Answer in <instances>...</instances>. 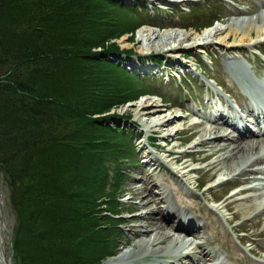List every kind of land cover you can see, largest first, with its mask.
Returning a JSON list of instances; mask_svg holds the SVG:
<instances>
[{
  "label": "trees",
  "instance_id": "obj_1",
  "mask_svg": "<svg viewBox=\"0 0 264 264\" xmlns=\"http://www.w3.org/2000/svg\"><path fill=\"white\" fill-rule=\"evenodd\" d=\"M95 1L110 18H97L90 0H0V172L19 264H96L95 242L115 237L98 216L115 199L101 169L111 129L93 116L127 96L110 68L95 69L94 49L118 51L105 43L118 36L110 11L122 7Z\"/></svg>",
  "mask_w": 264,
  "mask_h": 264
},
{
  "label": "rangeland",
  "instance_id": "obj_2",
  "mask_svg": "<svg viewBox=\"0 0 264 264\" xmlns=\"http://www.w3.org/2000/svg\"><path fill=\"white\" fill-rule=\"evenodd\" d=\"M90 1L98 4L92 6V11L96 13L97 18H110L109 13L103 12V10H106V8H104L102 4L95 0ZM110 2L113 3L115 8L121 6L122 9L121 11H110L112 13V16L116 19L114 31H118V36H116L117 38L113 37L115 39L107 41L105 43V46H111L112 44H114L118 51L100 52L101 50H99V48L94 49V51H97V54L99 56V60H97L94 65L96 66V70H106L110 68L109 70H106V72L108 74L110 72V74L112 75L111 79L119 86L117 89H123L125 92L124 95L127 97H115V100H118L119 102L118 106L108 109V111L103 114H96L93 117L96 120L102 119L100 122H102L103 125L105 123H108V127L111 129V137H108V139L105 141L108 150L104 151L105 162L103 161L101 169H103L105 173H107V176L110 172L109 168L113 170L116 169V177L119 178V183L116 186L112 185L114 182L113 179H111L110 177L106 179L108 187H106L105 193L109 192L111 194V198L116 197L117 193L118 195H120L113 201L107 200L105 205L101 206L100 210L102 212L98 214V216H100L99 221L103 223L104 221H108L114 228L119 227L120 224L121 226L119 229L120 232L115 228V243H113L109 239V235H106L107 232H104L102 234V236H108V240L104 241L103 244H101L102 240L98 241V244L97 242H95L97 246L92 243V245L98 248L97 254L92 253L91 256L96 255V264H114L113 260L119 258L123 254L128 255V251L131 245L134 242L138 241V239L133 236V234L138 229L137 227L139 225L148 226V223L142 220L140 218V215H142L145 211L149 209L153 210L156 207L154 204H149L142 209L138 208L140 210H133L132 208L136 207L142 202L140 197L134 196V193L138 192V190H142L143 185H141L140 182L141 180H145V182L148 181V184L151 187L150 193L152 195L158 194L160 192L159 189H162L169 195V206L171 208H176L185 211V213H188L189 215H194L199 223L204 226L202 232L207 233V235L202 237V240L204 241V243L209 244V248H211V250L215 254L222 253L223 256H225V253L223 252V246H225L228 248L230 247L231 251L233 250V254L235 256V259L237 260L243 259L247 262L256 261L254 258H252V256L249 255L247 246L243 248L239 245V243L237 242L239 236L237 234L235 235L229 229V226L223 219L219 220L216 216V223L219 230L218 237L213 236L216 232L215 225L208 226V220L204 219L206 217L204 216L203 211L209 212L210 209L207 206H213L211 204V198H223L221 201H226L228 196L233 192H227L223 185L215 188H208L207 186H209V183H207V185L201 192H197L195 190L197 184L202 185V183L208 182H203L205 181V178L207 176H213L212 179L209 180L210 182L218 178L217 174L215 173L216 169L209 170V168L207 167L210 163L213 162V160H217L218 156H220L221 153L217 154L216 156H210L205 159L197 160V162H193V168L201 170L200 172L196 171L191 173L189 176L182 178L184 182H187V187L193 191L192 195H185V193L180 189L185 186L183 185L184 183H179L173 175L172 179H169V176L164 175L170 174L169 170H160L156 166L147 164V159L144 158L147 151L146 147H148L147 140H150V137H154L152 139V145L155 148H164H160V150H157L155 148L148 149L159 156L162 160H164L168 166H170L171 168H175L176 165H174L172 161L170 162V160L166 158L165 152L168 150L189 151L192 148L188 147L191 143L198 140L199 136H193L190 135L189 132L184 131L175 136L171 142L163 143L159 138H157V136H161V132H159V130L156 131L157 133L155 134L154 129H149L146 131V133L142 132V125L138 121V116L135 115V113L131 110L132 108L130 105L141 99L153 98L166 112H178L179 110H176V108L169 109L170 104L167 103L169 98L172 102L175 101L176 105L187 108V111L194 110L204 112V104L209 99L208 93L210 92V89H207L208 81H202V78H193L194 74L192 75L191 73L189 76L187 75V73H189L190 71H195L193 70L195 68V65H199L203 69H206L207 72L214 73L219 77V80L222 83L227 82L232 87L234 85V83L229 80L230 78H228L225 74V52L217 47H212L208 50V52L210 51L211 53L209 57H207L205 54L198 56L197 52L193 50L181 52V54L178 56L179 60L185 61L187 68H181L178 70L183 71L185 76L183 77L180 75L177 78L178 80L174 82L172 80L171 83L166 86L160 77H162L161 75H163V78H166L170 77L173 74H176L174 70H172L171 73L169 72V70L173 69L171 68L172 64L166 61V56L162 55V53L159 51L152 52L148 50H142L141 52H139V48L142 47V43L139 41L140 39L138 37V31L145 28H152L154 30L163 31L165 29H169L168 25L170 27H184L187 25V23L192 24L193 26H198L201 24L202 27L207 23L214 21V19H218L219 22L213 24L212 27L219 25L225 27L227 24L231 23V19H228L227 17L231 12L234 14H240L241 12L243 14L246 13L248 17L253 18L257 15H260L261 11H263V9L260 8L262 6L261 0H233L234 4H230L231 2L229 4H226L222 2V0H201L198 3L190 2L185 5L166 4L164 5L165 9H167L165 12L162 10L157 13L155 12V14H153V9H156V7L154 4L148 2V0H112ZM186 7H195V14H197V17H194L193 14H191L192 16L189 14H180L183 9L187 10ZM161 16H169V18H166L168 22L164 26L167 28H160V26H162L160 22L164 21L163 19H160ZM177 20H179L182 24L174 25ZM201 27L195 28L193 30H191L190 28H185V31H194L195 34H200L203 31ZM98 29L101 32H105L103 34V37H105V40H108L107 37L110 34V30L106 31L101 26L98 27ZM131 29L137 30L133 32V34L125 33L126 31ZM232 41L233 37H230V42ZM260 49L262 52H264V46L260 47ZM120 54L122 55L120 56ZM247 54L249 57L250 55H252L249 52H247ZM155 55L158 59L162 57L163 60L160 59L159 70L152 65L154 67V71H152L151 69H149L152 66H150V64H145V61L149 57L154 58ZM257 60L263 63V59H261L260 57H257L255 59V61ZM134 66H139L140 68L143 67L145 71L148 69L149 71L147 72L150 75L148 74L143 76L142 73H146L145 71H140L141 73L139 72L138 75V72L132 71L131 69ZM136 75L140 76V78L147 77L145 78V81H143L145 86L147 88H149L148 86H151L153 89H155L158 92L157 95H161L163 99H166V103L159 101L160 99L157 97L154 98L151 96H144L146 89L142 85H140L139 79ZM181 84L184 86V89L181 87ZM229 85H226L225 87ZM110 91V89L101 90L102 94H109ZM163 93H165L166 95H163ZM135 95L136 98L132 99L131 97ZM197 98H199V102H197ZM178 114L182 117L184 116V112L179 111ZM192 121V117L186 119L185 121H182L183 123H181L180 128H187L192 123ZM172 134H174V132ZM98 138L99 135L97 139ZM176 139H178V141ZM183 143H186L187 146L182 145ZM220 146H222V143L218 144L216 142L215 144H213V147ZM211 148L212 145H202L197 147L196 150H199L203 155H206L209 153ZM118 159L120 161V164L116 165L115 162ZM188 159L189 158H184L183 161L191 163ZM221 167L222 166L220 164L219 168ZM260 167L261 166H257L253 169L255 170ZM120 169H125L126 174L124 175L121 172L117 171ZM202 169L205 171V174L202 172ZM189 178L190 180H188ZM153 184H157V188L153 187ZM220 195H222V197ZM252 195L254 194L251 192L238 197L235 201L230 200L235 204L232 203L233 207L231 208L229 215L225 213L220 204L217 206L221 209L218 210L220 211L219 214L221 216L225 214V218H230L231 214L237 213L240 218H242L238 221H242L243 225L246 224L247 230L250 231L253 236L258 234L263 229L262 227L264 226V221L260 226H257L256 228H252L251 222L257 219V217L259 216H262L264 218V212L256 214V216L251 215L252 213L246 216L245 209L261 201L260 199H251L249 201L241 200L245 197L249 198ZM157 198L158 200L161 199L160 197ZM165 205L166 204L161 203L159 208L163 209ZM184 206H188L189 208L186 210ZM199 208H201L202 211H200ZM105 209L110 210L113 214L120 215L109 216L110 213H107ZM240 214H242L243 217H241ZM134 217H137V219H135ZM256 221L253 223V226H256ZM13 227L14 215L8 197L7 188L5 186V180L2 173L0 172V257L3 260V264H19L13 256ZM167 230L170 231V227H168ZM202 232L200 236H202ZM151 234L152 233H150V235ZM99 238L103 239V237ZM262 245H264V241L262 242ZM105 247L109 250L113 249V254H105ZM180 250H182L183 253L187 252L186 247H181ZM231 251L230 254L232 253ZM174 252L178 254L182 253L179 252V250H174ZM155 254L157 253L152 252L151 254H143L145 255L143 257H156ZM99 260L101 261L100 263ZM132 262L133 261H129L123 264H135L136 261H134L133 263Z\"/></svg>",
  "mask_w": 264,
  "mask_h": 264
},
{
  "label": "bare ground",
  "instance_id": "obj_3",
  "mask_svg": "<svg viewBox=\"0 0 264 264\" xmlns=\"http://www.w3.org/2000/svg\"><path fill=\"white\" fill-rule=\"evenodd\" d=\"M150 2H167L170 0H149ZM184 4L190 2V0H182ZM260 15L256 17H244L238 16L233 19L231 23L227 24L225 27L222 25L213 26L203 30L200 34H195L194 31H183L178 28H170L163 31L154 30L152 28H145L138 31L139 41L142 43V47L139 48V52L142 50L148 51H159L162 54H167L168 57H173L170 62L175 66L183 67L185 64L178 60V56L184 51H197L204 52L207 54L206 50L217 47L228 53L230 56L226 58L229 60L230 64L234 68L235 74H247L248 68L246 63H241L236 57L234 52L241 50H255L261 41H264V4L261 7ZM230 37H233V41L230 42ZM257 52L258 49L256 50ZM245 82V88L249 91L251 97L258 103H263L264 101V78L257 79L253 81L252 79L242 80ZM236 98L235 93L232 94ZM237 105L242 113L250 112L251 108L249 102L242 97H238ZM131 110L138 116V121L142 125L143 132L154 129V131L161 132L160 140L163 143H169L173 140L175 136L179 133L182 121L188 118V115L181 116L178 112H166L162 107L159 106L158 102L151 99H141L134 104L130 105ZM128 106V107H130ZM127 107V108H128ZM206 114V112H205ZM204 115V119L208 124H213L218 122L221 118L209 117V114ZM198 128V129H197ZM219 127L208 128L207 126L200 124L199 126L190 125L187 129L190 135L199 136L198 140L191 143L188 148H197L202 145H212L211 150L208 154L203 155L201 151H197L191 154L188 159L191 163L183 161V156L186 152L172 151L168 150L165 152L166 158L172 161L176 167L174 168L177 174V179H181L189 176L192 173L193 162L201 159H205L210 156H218L217 160H213L212 163L208 165L209 170L216 169V174L218 178L211 182L210 184L220 185L222 180L227 178H233L234 176L239 177L244 175L248 170L246 168L258 164H264V131L251 133L246 130L240 139H236L228 144V146L213 147L216 142L224 143L230 140L227 135L219 134L215 138L210 139L213 135V131H216ZM175 134H172V133ZM253 137L254 139H250ZM178 141V139H176ZM191 151H194L190 149ZM191 153V152H189ZM145 159L151 166L160 167L162 162L160 158L156 157L151 151L147 150L145 154ZM221 164V168H219ZM257 174L263 175L264 169H260L256 172ZM213 176L209 175L205 180L211 179ZM190 180V178L188 179ZM219 181V182H218ZM259 185L255 187L256 191H259L260 202L253 204L246 208V216L250 213L261 210L264 212V178L256 180ZM236 182H245V180H236ZM154 186V184L152 185ZM148 182L143 183L142 190L134 193V196L141 198V203L136 207H132L133 210H140L149 204H154L155 209H149L145 211L140 218L148 223V226L139 225L137 231L133 234L135 238L138 239L134 242L129 251L128 255L123 254L119 258L113 260L114 264H123L129 261H139L143 254H151L156 252L155 260L158 257H169L174 250H180L181 247H192V249L181 254L172 255L168 262L164 264H191L192 262L198 261L202 264H208L213 261L215 254L208 250L206 247H196L194 242L190 241L188 234L197 228V222L188 216H183L182 221H179L175 226H171L172 220L171 216L178 218L183 214L167 207L165 209L166 217L163 215V211L159 208V201L150 193ZM241 189V188H240ZM145 191V193H144ZM240 191H234L228 201H235L239 195H242ZM163 203H168V197L165 193L159 195ZM144 200V201H143ZM225 203L221 205L224 209L230 210L233 207V202ZM233 203V204H232ZM140 208V209H138ZM171 212H170V211ZM251 211V212H250ZM248 213V214H247ZM243 217L242 214H240ZM210 216V215H209ZM232 217L234 219L240 216L237 213H233ZM137 219V217H134ZM260 222V219L257 223ZM186 225V229L184 228ZM170 227V231L167 230ZM150 233H152L150 235ZM196 233V232H195ZM264 235V231L262 232ZM116 237L112 236L111 241L115 243ZM197 250V251H196ZM259 251H262L264 256V248L259 247ZM170 258V257H169ZM132 262V263H133ZM154 262V261H153ZM161 263L163 261H160ZM242 264H250L249 262H242ZM258 264V263H256Z\"/></svg>",
  "mask_w": 264,
  "mask_h": 264
},
{
  "label": "water",
  "instance_id": "obj_4",
  "mask_svg": "<svg viewBox=\"0 0 264 264\" xmlns=\"http://www.w3.org/2000/svg\"><path fill=\"white\" fill-rule=\"evenodd\" d=\"M0 264H1V260H0Z\"/></svg>",
  "mask_w": 264,
  "mask_h": 264
}]
</instances>
